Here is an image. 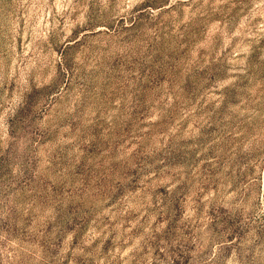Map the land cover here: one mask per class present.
<instances>
[{
  "label": "rangeland",
  "instance_id": "rangeland-1",
  "mask_svg": "<svg viewBox=\"0 0 264 264\" xmlns=\"http://www.w3.org/2000/svg\"><path fill=\"white\" fill-rule=\"evenodd\" d=\"M0 264H264V0H0Z\"/></svg>",
  "mask_w": 264,
  "mask_h": 264
}]
</instances>
